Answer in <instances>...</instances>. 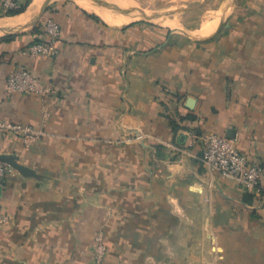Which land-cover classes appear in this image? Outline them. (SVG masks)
<instances>
[{
    "label": "crops",
    "instance_id": "crops-1",
    "mask_svg": "<svg viewBox=\"0 0 264 264\" xmlns=\"http://www.w3.org/2000/svg\"><path fill=\"white\" fill-rule=\"evenodd\" d=\"M19 66L56 94H9ZM0 122L42 132L0 128V264H94L99 232L108 264H264V191L202 163L214 133L264 165V0H32L0 15Z\"/></svg>",
    "mask_w": 264,
    "mask_h": 264
},
{
    "label": "built area",
    "instance_id": "built-area-1",
    "mask_svg": "<svg viewBox=\"0 0 264 264\" xmlns=\"http://www.w3.org/2000/svg\"><path fill=\"white\" fill-rule=\"evenodd\" d=\"M26 0H2L0 15L6 16L10 10H18L25 5ZM62 36L61 25L49 16L42 27V36L33 42L25 53L31 57H56L59 55V43ZM7 92L9 94H27L50 96L56 94L50 86L34 77L30 70L19 66L7 78ZM0 128L18 134L24 144L29 147L38 141L42 132L30 125L21 123L0 122ZM203 155L202 163L208 173L219 175L237 181L250 192L264 191V165L252 163L236 146V138L229 135L208 134L202 137ZM9 163L0 160V184L6 176L15 172ZM6 223L5 218H0V227ZM94 264H105V247L102 238L96 241Z\"/></svg>",
    "mask_w": 264,
    "mask_h": 264
},
{
    "label": "rangeland",
    "instance_id": "rangeland-1",
    "mask_svg": "<svg viewBox=\"0 0 264 264\" xmlns=\"http://www.w3.org/2000/svg\"><path fill=\"white\" fill-rule=\"evenodd\" d=\"M98 237L102 238V242H103L104 247H105L104 262H105V264H108V261H107V258H108V246H107V244L105 242V235H103L101 232L95 233V235H94L93 259H94V254H95L94 252H95V249L97 247L95 243H96Z\"/></svg>",
    "mask_w": 264,
    "mask_h": 264
},
{
    "label": "trees",
    "instance_id": "trees-1",
    "mask_svg": "<svg viewBox=\"0 0 264 264\" xmlns=\"http://www.w3.org/2000/svg\"><path fill=\"white\" fill-rule=\"evenodd\" d=\"M31 1L32 0H26L25 5H23L20 9H18V10H10L7 15H17V14H20V13L24 12Z\"/></svg>",
    "mask_w": 264,
    "mask_h": 264
},
{
    "label": "water",
    "instance_id": "water-1",
    "mask_svg": "<svg viewBox=\"0 0 264 264\" xmlns=\"http://www.w3.org/2000/svg\"><path fill=\"white\" fill-rule=\"evenodd\" d=\"M0 160L9 163L14 168H19V166L15 162H13L12 160H10L6 157L0 156Z\"/></svg>",
    "mask_w": 264,
    "mask_h": 264
}]
</instances>
